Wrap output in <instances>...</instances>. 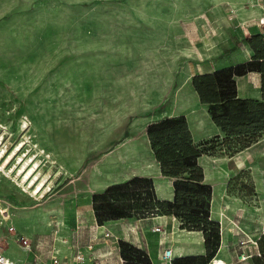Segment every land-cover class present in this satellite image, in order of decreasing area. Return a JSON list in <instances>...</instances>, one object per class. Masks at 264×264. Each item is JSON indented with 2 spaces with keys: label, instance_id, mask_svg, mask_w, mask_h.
<instances>
[{
  "label": "rangeland",
  "instance_id": "obj_1",
  "mask_svg": "<svg viewBox=\"0 0 264 264\" xmlns=\"http://www.w3.org/2000/svg\"><path fill=\"white\" fill-rule=\"evenodd\" d=\"M263 14L264 0H0L3 144L10 150L24 141L18 155L34 157L50 188L32 195L33 186L18 182V168L0 171L2 253L15 264H49L51 255L62 264H107L140 241L153 262L166 245L181 257L179 238L192 230L136 209L140 183L127 193L104 191L157 174L149 122L210 118L191 74L250 59V43L262 45ZM223 137L199 142L201 162L230 170L217 172L215 193L234 201L231 216L250 238L264 221V130L247 147L242 136ZM156 221L161 231L152 232ZM249 238L240 243L256 245ZM253 254L243 264H264V255Z\"/></svg>",
  "mask_w": 264,
  "mask_h": 264
},
{
  "label": "trees",
  "instance_id": "obj_2",
  "mask_svg": "<svg viewBox=\"0 0 264 264\" xmlns=\"http://www.w3.org/2000/svg\"><path fill=\"white\" fill-rule=\"evenodd\" d=\"M250 45L255 51L251 60L213 72L195 74L191 79L200 102L210 105L209 115L220 127L225 139L237 140L242 136L246 140L244 147L256 141L264 130V49L258 43ZM248 71L260 72V99L242 98L236 93L235 77ZM146 135L161 174L173 178V199H157L152 180L145 177H133L110 185L104 194L118 191L127 193L132 190L133 184L140 183V193H136L138 202L134 204L136 209H148L155 215H173L180 221V228L202 233L205 254L177 257L173 259V264H206L219 246L220 231L219 223L210 218L212 187L204 182L203 170L198 163L204 148L193 141L182 115L164 117L150 123ZM258 246L259 257H262L264 235L259 238ZM129 250L131 255L122 257L127 264H150V258L142 248L131 245Z\"/></svg>",
  "mask_w": 264,
  "mask_h": 264
},
{
  "label": "crops",
  "instance_id": "obj_3",
  "mask_svg": "<svg viewBox=\"0 0 264 264\" xmlns=\"http://www.w3.org/2000/svg\"><path fill=\"white\" fill-rule=\"evenodd\" d=\"M259 39L261 41L260 36H259ZM261 44H262V42H261ZM262 47H263V45H262ZM263 49H264V47H263ZM253 56H254V54H253ZM252 57L250 59H248L247 61L251 60ZM244 62H246V61H244ZM241 63H243V62H241ZM229 66H233V65H229ZM217 69H220V68L211 67V68L205 69L203 71H196L191 75L193 76L195 74L209 73V72H213L214 70H217ZM259 74H260V72L258 73L255 71H248L243 75L236 76L235 80H236V91H237V93L240 96H244L245 98H249L250 93L255 94V96H257V97L260 96L261 91L259 90V86L261 84V82H260L261 80H260ZM192 76H191V79H192ZM255 79H256V82H255ZM252 81H254V83ZM191 86H192V83H191ZM192 88H193V86H192ZM193 91H194L195 96L197 97L198 102L200 104H205V103L200 102L199 97H198L196 91L194 90V88H193ZM172 116L173 115H168V116H163L162 118L172 117ZM176 116H178V115H176ZM204 118L206 120L205 122L204 121L203 122H197L195 120L196 118L186 115L185 119H186V122L188 124L189 129H190L193 141L195 143H199L200 141H202V140H204L210 136H220L221 134H223L220 127H218L212 121L211 117L210 118L204 117ZM157 120H159V119H157ZM157 120L149 122L147 124V126L150 123L155 122ZM146 137H147V135H146ZM147 140H148V138H147ZM148 143H149V140H148ZM149 147H150V144H149ZM150 151H151V154L154 158V155L152 153L151 148H150ZM154 160L157 164V169H156L157 174L135 175V176H132V177L126 179L125 181H127L133 177L150 178L152 180V183H153V189H154V194H155L156 198L159 200H172L173 196H174V191H173V186H172L173 178L166 177V176L162 175L160 172L158 162L156 161L155 158H154ZM198 163L200 164V166L202 167V170H203L204 182H206L207 184H210L212 187V195H211V200H210V218L217 221L220 224V245L218 246L213 258H215L218 255V253L221 249L222 250H221V256L220 257H221L222 261L225 262L226 264L227 263L232 264L235 260L236 255L241 253V252L250 253L249 257L254 256L253 253H255L256 251H257V253L259 252V249L257 247V241L259 240V238L261 236L264 235V221L257 219L258 224L260 226H259V228H257L256 234L253 233L252 236H254V237H252V236L250 237L251 240L256 239V241L254 240L255 241L254 244H256V245L250 244L249 247H247L248 244L242 245L240 242H243L246 240V238H249L248 237L249 235L247 234V232L243 228H240L239 225H237L234 222L235 218H232V216H231V215H234L230 211V210H232L231 208H234L233 207L234 201L232 202V201H230V199H226V198L219 199L218 195L216 196L215 187L213 186L214 185V179H215L214 177L216 176L217 172H220V174H223L224 171H227L229 173L230 170H217V169L211 170L209 167L205 168L204 164L201 162V156L198 158ZM260 169H262V168H260ZM263 170H264V166H263ZM225 206H227V208L229 210H226ZM154 218H156V219H162L163 218L166 221L172 220V223L174 222L173 225L175 223L177 225L179 224V222L176 220V217H174L173 215H164L163 214V215H157ZM156 225L161 226V222L156 221L154 224L151 225V228H152V226H156ZM151 228H150V230L152 231ZM152 232H154V231H152ZM186 232L187 233H185V235H182V237L179 238V245L177 246V248H175V251L179 252L178 256L204 255L206 249H205L204 244H203L202 233L200 231H197V230L186 231ZM229 235L232 236L231 242H229V240H230ZM192 240H195L196 243H194V241H192ZM137 243H138L137 247L142 248L141 242L138 241ZM194 245H196V246H194ZM166 246H170L172 248V251H173L172 245H166ZM226 248H227V250L229 249L230 251H232L231 252L232 255L229 254L230 253L229 251L227 254H224V250ZM251 249H254V251L248 252V251H251ZM145 252L147 253V251H145ZM173 254H174V251H173ZM245 262H246V260H244L240 264H243Z\"/></svg>",
  "mask_w": 264,
  "mask_h": 264
},
{
  "label": "bare ground",
  "instance_id": "obj_4",
  "mask_svg": "<svg viewBox=\"0 0 264 264\" xmlns=\"http://www.w3.org/2000/svg\"><path fill=\"white\" fill-rule=\"evenodd\" d=\"M26 126V124L24 125ZM3 135L0 131V171H8L7 173L9 174L10 172L13 171L14 168H18L17 170V175L21 176V179L18 181L20 184L24 185L23 189L26 190L28 187H32L31 189V194L32 195H42L43 192L50 188H46L44 190V187L46 186L47 179L45 176L41 177L38 175L36 170L39 167V164L37 161H34V157L30 158H25V154H19L18 152L21 149V147L24 144V141H20L18 144H16L12 149H8L4 144H3ZM16 158V164L14 167H11L8 170V165L11 162L13 158ZM6 173V174H7ZM18 180V179H17ZM222 259L221 258H215L212 259L211 264H222Z\"/></svg>",
  "mask_w": 264,
  "mask_h": 264
},
{
  "label": "built area",
  "instance_id": "obj_5",
  "mask_svg": "<svg viewBox=\"0 0 264 264\" xmlns=\"http://www.w3.org/2000/svg\"><path fill=\"white\" fill-rule=\"evenodd\" d=\"M257 28H258V32H259V36L261 38V42L262 45L264 47V14L257 20ZM152 231H161V226H152ZM23 243L25 246H28V241L27 239H22ZM137 246V245H136ZM2 247L0 245V264H15V262L11 259H9L8 257H6L3 253H2ZM259 254V253H257ZM250 256V254L241 252L239 254L236 255L235 260L232 264H240L241 262H243L244 260H246L248 257ZM78 259H82V257L80 255H77ZM173 251L172 248L170 246H165L159 256V262H153L150 260V264H173ZM50 263L49 264H62V262L56 258L54 255L50 256ZM212 259L210 261L209 264H211ZM92 264H102L99 262H93ZM107 264H127L126 260L123 259L122 257H119L116 259V261L114 262H110ZM222 264H226L225 262H222Z\"/></svg>",
  "mask_w": 264,
  "mask_h": 264
}]
</instances>
